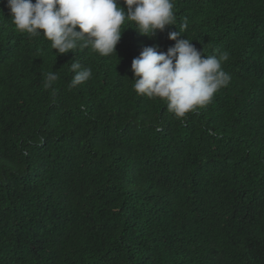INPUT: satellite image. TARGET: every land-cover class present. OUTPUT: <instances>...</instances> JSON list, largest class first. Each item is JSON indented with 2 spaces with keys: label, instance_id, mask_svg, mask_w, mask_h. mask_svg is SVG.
<instances>
[{
  "label": "trees",
  "instance_id": "trees-1",
  "mask_svg": "<svg viewBox=\"0 0 264 264\" xmlns=\"http://www.w3.org/2000/svg\"><path fill=\"white\" fill-rule=\"evenodd\" d=\"M174 12L152 38L125 30L116 54L57 55L0 0V264H264V0ZM185 18L178 38L228 52L231 81L177 119L137 95L131 63L174 46ZM74 60L92 76L69 88Z\"/></svg>",
  "mask_w": 264,
  "mask_h": 264
},
{
  "label": "clouds",
  "instance_id": "clouds-1",
  "mask_svg": "<svg viewBox=\"0 0 264 264\" xmlns=\"http://www.w3.org/2000/svg\"><path fill=\"white\" fill-rule=\"evenodd\" d=\"M122 2L126 10L120 6L121 0H7V7L19 32L27 33L29 38L44 36L57 55L90 47L101 56H109L116 54V46L128 28L152 38L166 26L176 25L174 0ZM129 24L133 26H126ZM187 27L185 18L179 31L168 33V39L176 43L166 52L158 45L147 46L131 63L137 95L165 100L167 111L177 119L210 104L231 81L230 73L223 68L229 53L202 56L192 40L178 38ZM70 70L75 74L69 88H76L92 76L91 68L82 67L76 60L71 62ZM57 80L58 74L49 72L45 88H51Z\"/></svg>",
  "mask_w": 264,
  "mask_h": 264
}]
</instances>
